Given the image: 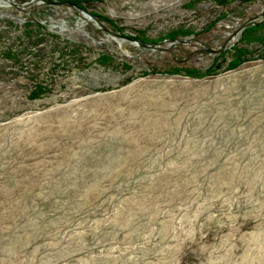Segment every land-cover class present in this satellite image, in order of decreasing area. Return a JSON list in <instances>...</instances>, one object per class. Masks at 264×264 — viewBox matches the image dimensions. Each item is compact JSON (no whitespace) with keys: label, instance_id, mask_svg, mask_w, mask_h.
<instances>
[{"label":"rangeland","instance_id":"obj_1","mask_svg":"<svg viewBox=\"0 0 264 264\" xmlns=\"http://www.w3.org/2000/svg\"><path fill=\"white\" fill-rule=\"evenodd\" d=\"M89 9L124 29L61 0H0V264H264V43L239 40L264 0ZM27 20L78 59L49 79L54 38L23 47ZM177 28L191 33L129 37ZM10 46L16 61L1 55ZM36 76L51 90L29 99Z\"/></svg>","mask_w":264,"mask_h":264},{"label":"trees","instance_id":"obj_2","mask_svg":"<svg viewBox=\"0 0 264 264\" xmlns=\"http://www.w3.org/2000/svg\"><path fill=\"white\" fill-rule=\"evenodd\" d=\"M43 1H49V0H43ZM65 1L68 4L74 5L75 7L82 9L84 11H87L88 13H91L96 19H98L100 22L106 23V25L109 26L111 30L115 31H122L124 28L119 26L116 21L112 20L111 18H108L107 16L100 14L99 12H95L89 9L91 3L93 1H101V0H61ZM215 3L219 5H226L232 0H212ZM240 2H245L249 0H239ZM62 3V2H60ZM264 27V21L259 22H252L247 24L241 31V35L239 37L240 41H244L243 43H251L255 41H260L264 43L263 35H259V31ZM46 28L41 25L38 22H33L30 20H27L21 28L18 30L17 34V41L21 42L20 45L23 44V47L28 48L29 50L34 48L33 43L38 42V39L44 38V35H49L53 41V55L54 59L50 62V64L47 67L46 75L49 77V79H52V75H54L53 71L57 68H61L62 70L66 69L73 61H75L79 57L80 50L76 44H73L69 42L66 39H61L59 35L50 34L45 30ZM135 35L129 36L130 39L149 43V44H156L160 43L163 39L168 40H176L180 36L187 35L191 33V30L184 29V28H177L175 30H171L168 33H166L163 37H158L155 39H150L144 36L143 31L141 30H134ZM16 41V42H17ZM4 50L1 52V55L11 61H16L19 59L22 52H20L19 49L16 47H4ZM249 50L247 47H235L233 57L229 60L228 66L231 68L236 67L241 61H243L248 54ZM100 59L102 60L101 63H106L110 61V59L102 55L100 56ZM57 67V68H56ZM36 69V68H34ZM167 72L169 73H181L184 75H187L189 77H201L205 74V72H201L197 68L194 67H184V66H171L169 68H166ZM51 90V83L50 81H46L45 79H38L36 76V79L31 81V88L29 89L27 93V98L29 99H39L45 94L49 93Z\"/></svg>","mask_w":264,"mask_h":264},{"label":"water","instance_id":"obj_3","mask_svg":"<svg viewBox=\"0 0 264 264\" xmlns=\"http://www.w3.org/2000/svg\"><path fill=\"white\" fill-rule=\"evenodd\" d=\"M87 16L91 19H93V21H95L99 26H101L105 31L107 32H111L106 26H104L98 19H96L91 13L86 12ZM262 15H264V12H262ZM113 34H117L115 32H112ZM138 44H140L141 46H145V47H154V45H150L148 43H144V42H139V41H134Z\"/></svg>","mask_w":264,"mask_h":264}]
</instances>
